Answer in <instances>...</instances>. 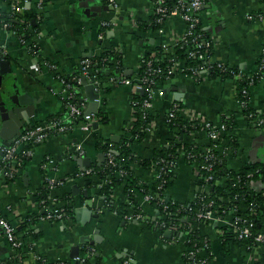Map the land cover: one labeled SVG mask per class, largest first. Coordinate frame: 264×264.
Returning a JSON list of instances; mask_svg holds the SVG:
<instances>
[{
    "label": "crops",
    "instance_id": "1",
    "mask_svg": "<svg viewBox=\"0 0 264 264\" xmlns=\"http://www.w3.org/2000/svg\"><path fill=\"white\" fill-rule=\"evenodd\" d=\"M40 2L43 4L40 12L43 22L35 37L38 45L36 55L22 48L15 34L0 29V46H5L7 52L4 58L9 62V66H0V88L4 80H9L13 93L22 96L23 103L28 104L22 111V119L12 120L22 127L23 132L36 122H46L49 116L61 111L62 99L67 92L59 76L69 77L78 73L84 58L97 55L112 45L121 46L117 49L124 52L125 75L127 72L130 74L126 76L134 78L145 53L159 48L162 42H172L185 29L182 19L173 16L165 24L164 36L158 37L155 32L139 33L137 22L147 20L152 15L150 0H117L119 8L116 11L103 0H32V7L34 3L38 5ZM263 12L264 0H205L202 28L215 42L214 60L226 62L246 72L255 71L260 51L264 47V23L249 20L248 15ZM103 21L111 23V26L104 29L101 26ZM102 34L104 38L100 39ZM44 60L55 65L56 70L44 67ZM99 81L102 88L98 92L100 99L97 101V112L93 115L96 117L101 112L105 113L106 122H96L98 127L88 132L75 128L66 136L50 137L34 149L31 161L19 171L14 181L10 182L0 175V215L17 226L18 237L24 245L17 251L9 241L0 237V264H14L9 261L14 260L16 254L23 259L19 264H36L39 256L51 262L75 264V260L70 259L72 248L79 246L80 256H85L89 246L81 244L80 239L93 238L96 230H100L102 243L93 247L92 263L100 258L102 264H119L124 254L132 258V264H184L183 255L187 250L185 243L192 232L198 230L210 240L213 253L210 264H258L264 255L263 248L250 250L240 244L229 247V252L224 250L220 238L224 224L212 222L202 225L187 218L184 220L186 229L181 224L166 228L170 233L166 237V232L163 235L148 229L145 223L126 221L118 214L115 205L108 206L101 196L102 187L91 184L92 181L100 183L97 177L76 178L70 182L66 180L81 171L76 158L88 157L94 165L97 163L98 155L102 153L94 148V134L108 139L112 145L119 144L124 130L135 121L130 104L133 85L111 84L107 77ZM235 85L236 81L230 79H206L196 83L185 76L165 82L159 87L153 101V113L157 120L150 127L145 140L134 144V152L142 158H151L155 149L171 139L166 117L172 106L177 104L186 110L182 114L185 119L195 114L217 123L222 116L229 118L235 114L233 135L239 139L241 149L236 155L223 154L228 156L229 169H242L253 162L252 157L264 159V129L259 132L248 126L239 112ZM84 88L81 85L76 91L78 89L81 98L80 107L86 111L89 109V100ZM251 103L258 112L264 113V80L252 88ZM197 138L198 134H190L186 141L193 142ZM77 146L84 150L80 157L75 153ZM46 159L51 161L48 176L57 182L50 196L58 201L57 208L60 209L68 202L63 197H71L73 219L66 218L62 222L40 219L31 227H21L28 214L39 212L40 203L36 201L35 194L44 183L42 163ZM184 159L185 156L179 157L177 177L168 194L171 200L187 207L193 202L199 181L195 165L187 164ZM130 168L139 183L154 182L155 171L152 168L143 169L137 163H133ZM74 186L82 193L74 194ZM124 186L125 183L117 186L111 195L114 203L127 199ZM84 192H87V196ZM136 197V203L146 213L147 219L155 220L157 208L145 196L137 194ZM85 209L90 214L84 212ZM97 215L99 217L95 218ZM262 220L264 224V216ZM181 226L184 228L182 233L178 240L173 241V232H177Z\"/></svg>",
    "mask_w": 264,
    "mask_h": 264
},
{
    "label": "trees",
    "instance_id": "2",
    "mask_svg": "<svg viewBox=\"0 0 264 264\" xmlns=\"http://www.w3.org/2000/svg\"><path fill=\"white\" fill-rule=\"evenodd\" d=\"M168 6L174 7L176 4V0H167ZM37 3L33 4L31 10H26L24 13L25 16V23H21L19 19H16L15 12L10 8L11 1L10 0H2V7L0 8V23H8L10 25L9 32L15 34L16 38L19 41V44L22 48H25L29 54L36 55L38 52V45L35 41V37L39 34L41 24L43 22L42 14L36 11ZM156 17L152 14L147 20L138 21L137 22V31L139 33L144 32H156L159 28L162 27L161 24L156 23ZM202 32L206 35L207 33L201 27ZM116 47V48H115ZM117 48H122L121 46L112 45L108 49H103L99 54L94 55L92 57H88L93 63L92 68L97 70V78L102 79L106 78L108 82L110 78L118 79H132L133 77H128L125 75V67L123 64L124 60V52L118 50ZM156 52L160 54V48L154 49ZM176 54L179 55L181 58H185L183 52L181 50H177ZM146 59L150 58V54L146 53ZM47 61V60H46ZM262 62H264V55H261L257 61L256 66H261ZM52 64V63H50ZM189 66H195L194 61H188ZM145 67H141L139 70V74L143 75ZM236 73L241 71L246 72L243 69H240L236 66L231 68ZM246 73L253 74L252 77V84L251 79L247 78ZM244 73V77L241 80H236V90L238 92L237 99L239 101H246L247 107L240 109V113L244 117H249L247 123H253L256 118H264L263 112H258L252 103H251V86L255 87L259 83L264 80V69L262 70H255L252 72ZM81 76V71L78 70V73L71 75L69 77L64 76L65 84L70 85L72 88H78L77 85L79 78ZM220 78L223 80L230 79L232 80L233 76L229 74V72H219L213 71L209 73V79H216ZM165 77L156 78L162 82ZM198 83V82H196ZM154 87H156L154 85ZM66 88V86H65ZM75 88V98L72 102H75L77 105L80 106V95L79 92L76 91ZM250 90V94L243 96V90ZM78 90V89H77ZM69 93L73 94V90H69ZM62 99V109L59 113L53 114L49 116L45 121L50 122L53 120H59L64 118L68 111L64 107V102L67 99ZM147 99L146 93H137L131 95V102L135 101L140 104L144 100ZM134 115L135 121L128 125L127 130H124V135L122 136V140L119 144H111L108 139H105L98 135L97 133L94 134V148L96 151L102 153L105 156V160L100 167H95V171L90 175V179L93 177H97L100 182L106 181L101 190V196L105 198V201L108 203L110 207L116 206V210L118 214L125 219L126 221L127 216L132 213H141L146 217V213L137 205L136 203V196L137 194L145 195H154L160 194V198H154L151 204L157 208V216L154 219L149 218L145 222H138L143 225L145 223V227L151 230H155L156 232H160L163 235L167 230L166 228L176 226V225H184L185 229L187 228L184 220L190 219V221H197L199 212H203L206 207L211 203L214 202L215 205H222L226 209H232L233 207L239 208V214H242L244 217H251V204H255V211L259 213V217L264 216V197L260 194V191L264 189V163L261 164H254L252 162L246 164L242 169L235 171L228 168L227 165V158L225 155L220 154V152L216 151L214 148L215 142H210L209 144L205 145L202 144V147H199L198 144L195 142H187L186 137L190 134H200L205 133L207 136V132H212V129H205L201 130V126L198 123L190 122L189 120L183 118L182 116L178 115L172 122H168L167 127L168 131L171 135V139L162 145L160 148L155 149L153 151V155L151 158H142L134 152L133 146L135 143H141L146 138V127L149 123L157 120V117L152 114H145L141 108V106H135L134 108ZM250 115H253V118H250ZM96 117L100 119L101 122H106V114L101 112ZM82 119H78L74 121V124H78ZM221 124L226 125V130L224 132L225 140L229 141L228 149L230 150L232 155H236L238 151L241 149V144L239 139L234 136L235 126H236V117L235 114L231 115L229 118L222 116L219 121ZM43 122H36L33 127L37 124ZM264 128V125H263ZM70 131L69 133H72ZM68 135V134H67ZM204 136V134H201ZM178 138V142H172V139ZM204 139V138H201ZM201 148H205L211 150L210 148L215 149L216 154V163L213 166L212 174L215 176V180L219 183H223L224 186L220 185H213V182L209 184L212 185L208 195H205L204 198L200 196L197 200L188 204V206H181L177 202H174L169 198V189L173 185L175 181V177H177V162L179 157L181 156L179 150H184L185 161L187 164L193 165L194 163L203 164L204 161V152L200 150ZM111 151H117V154H114L116 166H112L108 164L109 158L108 153ZM189 155H193V158H188ZM22 158V155L19 156ZM31 161L30 159H26L23 164L22 168L19 166V169H24L26 165ZM161 166L164 168L168 167L169 162L174 161L175 163V170L172 172L163 171V174L160 179L155 180L153 183H139L138 179L134 176L130 166L133 163L139 164L143 169L152 168V165L158 162H161ZM120 171H124L126 174H120ZM119 173V174H118ZM211 173H204L205 176H209ZM120 177H119V176ZM125 183V193L127 194V199L123 200L122 202L114 203L112 200L111 195L114 193L115 189L119 185H123ZM92 185L99 186L98 182L92 181ZM205 182L201 181L198 182V186L204 185ZM253 188V192L250 189ZM50 188L47 182L43 183L42 187L39 189V192L35 194V199L38 203L45 201L46 205H48V196L50 193ZM236 197V203L227 204L223 203V199H232ZM66 201V205L63 207L64 209V217L73 219V206L71 197L67 195L63 197ZM70 198V200H69ZM127 201H129L127 203ZM162 201V202H161ZM166 206L168 207L166 209ZM243 206H247L243 208ZM5 218L4 216H0ZM41 218L40 213H31L28 214L24 219L21 227H31L33 223L39 221ZM120 218V217H119ZM223 218L225 216L223 215ZM254 218V217H253ZM121 219V218H120ZM256 227L253 229L254 235L258 233L264 232V224L263 221L256 219L255 217ZM134 222V221H133ZM165 226V227H164ZM184 229V228H183ZM182 226L178 228L176 231L173 232L172 240H178L179 234L183 231ZM223 231L221 238V243L226 252H229V247L231 246H238L240 244L246 245L247 247L252 246V240L249 241H241L238 239L237 235L230 230L228 227L223 226L221 228ZM171 231V230H170ZM17 234H19V229H17ZM163 237V236H162ZM166 240L165 237H163ZM244 242V243H243ZM187 250L184 252V264H210L213 259L212 247L209 238L201 233L198 230H194L192 232L190 238H188L187 242L185 243ZM17 251L20 249H16ZM190 251L194 252V255L190 254ZM94 256L90 258H86L84 264H102V260L100 258L96 259V263H92L91 260ZM127 258H131L130 256H122L119 264H124V260ZM22 257L16 254L14 260L12 259L9 263H20ZM8 262V261H7ZM47 262L51 263L50 260L43 257L37 261L36 264H46ZM260 264V263H258Z\"/></svg>",
    "mask_w": 264,
    "mask_h": 264
},
{
    "label": "built area",
    "instance_id": "3",
    "mask_svg": "<svg viewBox=\"0 0 264 264\" xmlns=\"http://www.w3.org/2000/svg\"><path fill=\"white\" fill-rule=\"evenodd\" d=\"M11 1V9L15 12L16 19L23 24L25 23L24 13L26 12L25 4L20 2L19 0H10ZM107 3V5L113 10L116 11L119 8L117 0H103ZM152 6V14L156 17V23L161 24L162 27L159 28L155 33L158 37H162L165 34V24L167 21L173 17L178 16L182 19L185 24L184 32L177 36L172 42H162L160 44V54L156 52V50H152L148 52L150 54V58L146 59V53L142 56L140 60V64L138 66V72L141 67H145L143 75L139 73L130 80V79H118L116 80L114 77L110 78L109 83L111 84H119L126 85L132 84L133 90L132 95L140 93V90H143V93L147 94V99L142 102V104L132 101L130 102L131 107L135 110V106H141L143 112L145 114L153 113V101L156 93L159 91V87L165 82L176 78L177 76H185L191 78L195 82H202L203 80L209 79V73L213 71L219 72H229L233 76L232 80H241L244 77V72L241 71L239 73L231 70L233 68L232 65L224 62H218L214 60V44L215 42L209 36H206L202 30V15H203V7L205 5V0H176V4L174 7L168 6L167 0H150ZM43 4L40 2L36 7L37 12H41L43 10ZM1 8V7H0ZM249 20H259L264 23V12L257 15H248ZM101 26L104 29H107L111 26V23L107 21H103ZM10 25L8 23H0V29L9 32ZM100 39L104 38V35L99 36ZM177 50H181L185 56V58H181L176 54ZM5 46H0V56L6 55ZM264 55V47L260 51V55ZM188 61H194L195 66H189ZM51 62L44 60L42 65L44 67H49L53 70H56V66L50 64ZM92 61L89 58H84L81 60L80 71L81 76L79 78L78 84L81 83V77L84 76L88 79V81H93L96 85V90L99 92L101 90L102 85L101 82L97 78V70L92 68ZM264 69V62H262L261 66L256 67V70ZM247 74V78L251 79V84L253 82L252 77L253 74ZM165 77L162 82L156 80V78ZM60 81L66 86V95H64V99H67L64 102V107L68 111L67 115L59 120H53L50 122H43L37 124L35 127L30 128L27 131L21 133V135L17 136L9 146H0V150L2 152V157L0 159V175L5 177L7 180L14 181L18 177V173L22 168V164L26 159L32 158L34 149L43 144L46 140L53 136H66L70 131H74L75 128H81V130L88 132L94 128V124L100 121L99 118H96L93 114H87L82 107L77 105L75 102H72L71 99L75 98V88H72L70 85L65 84L64 77L59 76ZM154 85L156 87H154ZM251 86L250 89H252ZM73 90V94L69 93V90ZM236 90V85H235ZM243 96L249 95L250 90H243ZM236 95L238 97V92L236 90ZM240 109L246 108V101H239L237 99ZM186 111L182 109L177 104H174L170 109L167 117L166 123L172 122L178 115L182 116L183 112ZM182 112V113H181ZM249 120V117H244ZM250 118H253V115H250ZM82 119L78 124H74V121ZM190 122L198 123L201 126V130L212 129V132H207V136L205 133L198 134V138L193 141L199 147H202V144H209L210 142H215L214 148L216 151L220 152V154L231 155L230 150L228 149L229 141L225 140L224 132L226 130V125L221 124L219 122L213 123L208 120L201 118L195 114H192L189 118H186ZM155 123V121L149 123L146 127V135L150 132V127ZM264 118H256L253 123H249L248 126L256 131L263 130ZM204 134L203 138L200 139L199 136ZM172 142H178V138L172 139ZM210 148L211 150L201 148L204 152V163H194L196 169V176L199 182H205L204 185L199 186L197 192L194 195L193 201L197 200L200 196L204 198L205 195L209 194L211 186L209 183L213 182V185L224 186L223 183H219V180H215V176L212 174L213 166L217 162L215 149ZM75 153L78 157L84 154V150L81 146H77L75 149ZM181 156H185L186 153L184 150H179ZM115 152L111 151L108 153V164L112 166H116L115 163ZM22 155V158L19 156ZM193 155H189L188 158H193ZM161 162L154 163L152 165V169L155 171L154 181L161 178L163 171L172 172L175 170L174 161L169 162L168 167L164 168L161 166ZM19 166L21 168L19 169ZM51 168V161L47 160L42 163V171L44 173V183L47 182L50 190H53L56 185V180L51 179L48 176V172ZM95 171L94 168H87L86 170H81L77 174L67 177L66 180L68 182L75 180L76 178H89L90 175ZM211 173L209 176H205L204 173ZM119 174V173H118ZM120 174H126L124 171H120ZM65 180V179H64ZM62 180V181H64ZM63 183V182H61ZM100 187H103L107 184V180L100 182ZM253 192V188L250 189ZM51 191L48 196V205H46L45 201H42L39 204V212H41V218L47 220L49 222H62L65 220L64 217V209L57 208L58 201L50 196ZM260 194L264 197V189L260 191ZM145 198L150 203L154 198H160V194L154 195H145ZM237 198L234 197L232 199H223V203L232 204L236 203ZM162 202V201H161ZM109 206V205H108ZM252 212L250 214L251 217H244L242 214H239L238 206L233 207L232 209H226L222 205H215L214 202H211L203 212H199L198 220L200 224L207 223H220L224 224V226L228 227L232 230L241 241H249L252 240V246L246 247L247 249L253 250L256 248L264 249V232L258 233L254 235L253 229L256 227L255 217L258 220H262V217H259V213L255 211V204H251ZM247 206H243L246 208ZM168 207L166 206V209ZM223 215L225 218H223ZM1 216V215H0ZM254 217V218H253ZM127 219L134 222H145L146 217L141 213H132L127 216ZM165 227V226H164ZM0 237H4L7 241L10 242L11 246L16 250L22 249L24 246L20 241L17 234V226L12 224L8 219L0 217ZM244 243V242H243ZM246 246V245H245ZM33 246H31V249ZM89 252L91 254L94 253V248H90ZM191 255H194L193 251H190ZM42 257L39 256L38 260ZM86 257H81L78 260V264H84ZM260 264H264V255L261 258ZM46 264H70L68 262H47ZM124 264H132V258H127L124 260Z\"/></svg>",
    "mask_w": 264,
    "mask_h": 264
},
{
    "label": "water",
    "instance_id": "4",
    "mask_svg": "<svg viewBox=\"0 0 264 264\" xmlns=\"http://www.w3.org/2000/svg\"><path fill=\"white\" fill-rule=\"evenodd\" d=\"M25 2V8L26 10H31L32 9V0H22ZM101 1V0H98ZM142 43V42H141ZM4 65H8L9 66V62L3 57H0V66L4 67ZM10 72V71H7ZM2 74H5V72L1 71ZM132 73V72H131ZM130 74L126 72V75ZM82 79V83L81 85H83L85 88V92L87 94V98L89 100V109H86V113L87 114H95L96 111V107H97V101L100 99V96L98 94V91L96 90V85L93 83V81H88V79L84 76L81 77ZM81 85H77L78 89L81 88ZM10 91V90H9ZM78 91V90H77ZM143 90H140V93L143 94ZM22 96H18L15 95L13 93V88L10 91V94L6 95L3 91V89L0 88V146H8V144H10V142L12 140L15 139L16 136L21 135V133H23L22 131V127H18V125H16L14 123V120H21L22 119V111L24 109L27 108V103H23L22 101ZM21 99V100H20ZM19 101L21 103H19ZM95 129L98 127V124L95 123L94 124ZM9 129H12L11 132H8ZM15 130V132H14ZM14 132V133H13ZM8 133V135H7ZM10 133V134H9ZM114 142H117L115 140H112ZM115 154H117V151H114ZM253 158V162L254 164H261L264 163V159L259 158L258 156L256 157H252ZM76 162L81 166V170H86L87 168H91L93 167L95 169V167H100L102 165V163L105 160V156L103 154H99L98 158H97V163L94 165L93 162L91 161V158L85 157V158H76L75 159ZM89 183H87L88 186ZM72 190L74 191V194H81L82 190H80L77 186H74V188H72ZM75 190L77 192H75ZM85 196H87V192H84ZM84 212H88L90 214L89 211H87V209H85ZM77 214L79 213V210H77L76 212ZM87 213V214H88ZM95 218H98L99 216H94ZM83 221V220H82ZM137 223V222H135ZM95 236L93 238L90 237H86V238H81L80 239V243L83 245H88V249L86 252V255L83 257L86 258H90L91 256H93V254H91V252H89L90 248L95 247L98 244L102 243V240L100 239V230H96L94 232ZM166 237L170 236L169 231H166ZM80 247L79 246H75L72 248V253L70 255V259L75 260V264H78V260L79 258H81L80 256ZM97 256V255H96ZM125 256L124 254L121 255Z\"/></svg>",
    "mask_w": 264,
    "mask_h": 264
},
{
    "label": "flooded vegetation",
    "instance_id": "5",
    "mask_svg": "<svg viewBox=\"0 0 264 264\" xmlns=\"http://www.w3.org/2000/svg\"><path fill=\"white\" fill-rule=\"evenodd\" d=\"M104 3L107 5V3L104 1ZM1 57V56H0ZM4 57V56H3ZM3 83L4 84H2V88L1 89H3V91H4V93L6 94V95H8V94H10V91H11V87H10V84H9V80H4L3 81ZM10 90V91H9Z\"/></svg>",
    "mask_w": 264,
    "mask_h": 264
}]
</instances>
